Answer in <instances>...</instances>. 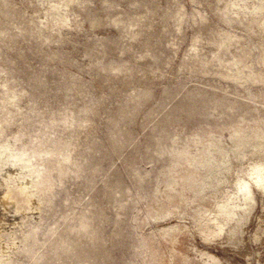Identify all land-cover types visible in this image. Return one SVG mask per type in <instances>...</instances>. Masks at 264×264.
Listing matches in <instances>:
<instances>
[{"label": "rangeland", "instance_id": "374dc122", "mask_svg": "<svg viewBox=\"0 0 264 264\" xmlns=\"http://www.w3.org/2000/svg\"><path fill=\"white\" fill-rule=\"evenodd\" d=\"M0 264H264V0H0Z\"/></svg>", "mask_w": 264, "mask_h": 264}]
</instances>
